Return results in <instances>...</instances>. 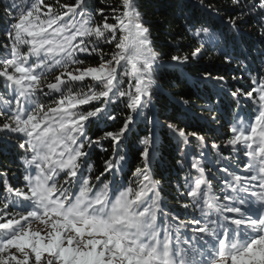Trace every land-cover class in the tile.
Instances as JSON below:
<instances>
[{
	"label": "snow or ice",
	"instance_id": "6c2138e0",
	"mask_svg": "<svg viewBox=\"0 0 264 264\" xmlns=\"http://www.w3.org/2000/svg\"><path fill=\"white\" fill-rule=\"evenodd\" d=\"M142 7L0 0V148L11 143L24 170L16 186L12 170L0 168V264H264V51L254 58L261 66L243 68V54L214 23L240 32L255 20L264 45V0H225L223 9L215 0H173L172 19L159 23L185 21L191 51L183 56L157 51ZM213 51L255 74L233 75L234 89L207 68L195 78L194 87L215 89L205 127L224 129L209 145L153 110L166 68L182 71ZM120 114L118 130H107ZM145 121L131 168L123 146ZM158 127L182 155V212L166 206L155 179ZM105 142L111 155L95 174L90 158L109 151Z\"/></svg>",
	"mask_w": 264,
	"mask_h": 264
},
{
	"label": "trees",
	"instance_id": "16d2710c",
	"mask_svg": "<svg viewBox=\"0 0 264 264\" xmlns=\"http://www.w3.org/2000/svg\"><path fill=\"white\" fill-rule=\"evenodd\" d=\"M67 2V0H65ZM143 7L140 9L144 14L145 19L153 25V37L155 44L157 45V51L168 52L171 55H186L191 51V48L186 47L191 43L188 36L184 35L185 21L183 19L175 20L172 23H164L161 25L160 21H168L172 19L171 4L173 0H140ZM115 0H96L97 7H106V5L114 4ZM192 3H197V0H192ZM217 6L223 9L225 0H215ZM107 11V8H106ZM199 14L198 12L196 13ZM223 14V12H222ZM227 17L225 16V19ZM214 23L220 30L224 31L229 41V47H235L238 53H242L240 56L243 68H257L261 66L259 59L261 51H264V45H262L258 39V25L255 20L249 23H244L241 26L240 32H234L225 27V24L220 20H214ZM234 38V39H233ZM107 51V49H106ZM163 60H168V56H162ZM96 61H92L95 63ZM241 65H238L235 61L231 65H226L223 62V58L219 56V53L213 51L206 53L204 59L199 61V64L195 62L190 63L184 70H175L166 68L163 72L162 78L159 80L161 91L159 98L154 101L155 108L154 114L159 119L160 123H174L178 127L184 128L185 131H198L200 134L205 135L209 141V145L213 142V138L220 136L224 129H220L219 132L215 131L219 126L215 123L210 127L213 131H208L205 127L206 122L211 120L213 113L206 110L208 101L206 96L209 92L215 93V89L212 88L211 83H201L199 88L194 87L195 78L203 74L204 69L207 68L213 75H225L228 84L234 89L239 86L237 82L231 80L233 75L248 77L249 71H235ZM240 84L247 87V81L242 79ZM187 100L189 103L186 105L183 101ZM217 98L213 96V102H216ZM227 103V101H225ZM122 107V106H121ZM232 109L235 105H230ZM120 113V109L116 110ZM247 111V108H245ZM186 115L182 114L185 113ZM124 115L120 114L119 119L116 122H109L107 130L116 131L121 126L124 119ZM231 119L230 116L226 117ZM105 125H100L101 129H105ZM204 129L201 131V129ZM135 134H129L128 140L125 141L123 146L124 150L128 154V162L131 168L136 167L139 164L137 148L139 147L138 139L147 134V122H138V126L133 129ZM102 132H97L96 135H101ZM156 135L158 137V147L160 148L159 155L162 157L159 161L154 162V170L156 172L155 179L161 181L162 198L167 207L172 211H183L179 208L176 202L177 184L183 183V176L185 171L181 169L182 155L176 149L175 139L168 133L165 128H157ZM194 139V138H190ZM219 142V141H217ZM105 148L109 151L105 153L101 149H94L90 158V163L94 165V172L98 174L103 170V162L108 156L111 155L110 145L105 142ZM17 150L12 148L11 143L6 147L0 148V168H10L15 173V177L12 176V172L9 173L10 182L13 185L19 186L22 183L23 168L21 158L16 155ZM127 172L128 169L126 168ZM130 175V173H129Z\"/></svg>",
	"mask_w": 264,
	"mask_h": 264
}]
</instances>
